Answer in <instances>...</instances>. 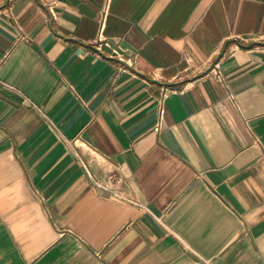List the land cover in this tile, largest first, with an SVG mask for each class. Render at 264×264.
Listing matches in <instances>:
<instances>
[{"label":"crops","instance_id":"obj_1","mask_svg":"<svg viewBox=\"0 0 264 264\" xmlns=\"http://www.w3.org/2000/svg\"><path fill=\"white\" fill-rule=\"evenodd\" d=\"M0 264H264V0H0Z\"/></svg>","mask_w":264,"mask_h":264},{"label":"built area","instance_id":"obj_2","mask_svg":"<svg viewBox=\"0 0 264 264\" xmlns=\"http://www.w3.org/2000/svg\"><path fill=\"white\" fill-rule=\"evenodd\" d=\"M162 113H163V109L160 110V114H162ZM156 129H160V123L157 124ZM90 174H91V173H90ZM91 175H92V174H91ZM111 179H113V178L111 177ZM96 181L98 182V184H99L101 187H103V188H108L107 185L103 184V183H102L101 181H99L98 179H97Z\"/></svg>","mask_w":264,"mask_h":264}]
</instances>
